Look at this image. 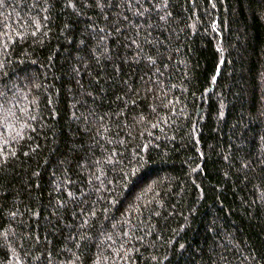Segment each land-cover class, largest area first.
I'll return each mask as SVG.
<instances>
[{
    "label": "trees",
    "instance_id": "1",
    "mask_svg": "<svg viewBox=\"0 0 264 264\" xmlns=\"http://www.w3.org/2000/svg\"><path fill=\"white\" fill-rule=\"evenodd\" d=\"M0 264H264V0H0Z\"/></svg>",
    "mask_w": 264,
    "mask_h": 264
}]
</instances>
